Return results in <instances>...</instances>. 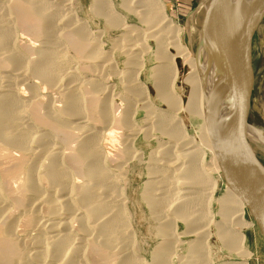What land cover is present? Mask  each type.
<instances>
[{"label": "bare ground", "instance_id": "obj_1", "mask_svg": "<svg viewBox=\"0 0 264 264\" xmlns=\"http://www.w3.org/2000/svg\"><path fill=\"white\" fill-rule=\"evenodd\" d=\"M118 2L148 31L143 38L153 41L157 65L148 79L164 110L152 108L148 88L139 80V45L133 42L123 50L124 70L116 73L124 108H117L102 75L104 64L113 60L100 34L93 36L68 11L69 0H0V264H211L207 235L200 228L213 202L212 176L220 173L205 121L212 70L206 73L202 52L191 57L158 0ZM91 7L106 28L120 31L122 40L140 36L118 18L111 0H91ZM16 25L33 42L19 45ZM177 61L187 70L179 78L184 97L174 93ZM223 70L216 78L220 90ZM139 111L145 120L135 125ZM179 111L200 122L197 148L177 116L169 115ZM249 134L264 141V134ZM157 136L166 138L167 146L156 139L157 150L144 160L135 140L148 144ZM107 145L116 147L115 156ZM132 162L144 166L139 200L146 232L156 241L148 259L136 247L122 187L124 168ZM214 202L220 218L216 236L241 260L227 264H246L250 254L241 232L252 224L243 220L244 205L225 185Z\"/></svg>", "mask_w": 264, "mask_h": 264}, {"label": "rangeland", "instance_id": "obj_2", "mask_svg": "<svg viewBox=\"0 0 264 264\" xmlns=\"http://www.w3.org/2000/svg\"><path fill=\"white\" fill-rule=\"evenodd\" d=\"M111 1L113 4V9L117 11V13L119 14L117 15L118 18L120 20L123 19L124 21H126L128 25L135 26V29L139 31L140 33L139 37H136L133 34L129 37V39H127V41L122 40L121 33L118 29L106 28L107 26L105 25L104 21L101 18H98L93 15L92 7H91V0H69V3L66 6V8L68 9L70 13L72 12L71 14H74L78 20L80 19L79 21L86 23L88 31L90 29L89 32L93 34V36L98 37V33L100 34L99 38L100 40H102L101 42L104 45V50L105 52H108L110 54L111 60H113L111 63L107 62L106 63L107 65L104 64V68L105 67L106 68L102 69L103 70L102 75H104L103 85L106 87L107 91L111 95H113L114 99L117 97L116 100L114 101V104L117 106V108H120V107L124 108V105H121L123 103H121V101L119 100V98L122 96L121 94L123 93V90H122V85L120 84L118 80L117 73H122L124 70L123 69V63H124L123 50L126 49V47H128L127 46L128 44L134 42L135 44L139 45L138 48H136V50L138 49L137 52L139 53L137 57L139 56V61L141 59L140 62L142 63V67H143V70H141L142 72L139 74V80L141 83H143L148 88L147 97H148V100L152 104V108H154V110L156 109V111L164 110L165 108L163 107V105L153 98L151 83L149 82V79H148L149 77L148 74L150 73L149 70L157 65L156 61L154 60L152 61L153 59L152 52L154 51L153 41L146 37L143 38V34L147 33L148 31L147 32L145 31V27L139 24L135 17H133L129 13H125V11L118 8V5H117L119 3L118 0H111ZM158 1L162 4L163 9H164V14L171 21L172 26L180 29V35H179L180 42L187 48L191 57H195V54L198 50V44L200 41L201 23H202L204 10H205L208 0H193L194 1L193 6H191L190 9L186 13H182L183 14L182 16L177 15L175 13V10L174 11L168 10L169 2H171V0H158ZM136 26L138 27L136 28ZM20 29L21 28L20 27L18 28V26L16 25V31H17L16 34H17L18 44L21 46L26 44L27 46L29 43L33 41H30V38L28 36L26 37V34L21 30L23 32L22 33ZM142 42H145V43H142ZM123 44H126V45L123 46ZM113 45L114 46L119 45V46H117L118 47L117 48V47H114ZM144 48L148 49L147 53H144L143 51ZM251 55H252L251 57L252 58V71H253L254 80H253V89H252V94H251L248 122L252 128L264 134V20L258 27L253 37ZM111 64L112 66H110ZM174 66L177 71V78L174 84V93L178 96L184 97L186 94V89L180 86L179 78L185 75L187 73V70L184 66H181L180 63H178V61L177 63H174ZM111 67H112V70H111ZM39 92H42V93L44 92L43 96L47 94L46 89L44 90L39 89ZM51 95H52V98H55V99L51 98V100L55 102L57 98L56 95L54 93H52ZM42 99H44L45 101V98H42ZM42 99H36L34 102L37 104H41V103L43 104ZM51 100L49 99V102ZM169 115L177 116L176 118L180 120V124L183 127V132L185 133L186 137L187 138L191 137L195 139L194 144H195V147L197 148L199 146V143L196 140V131H197L198 125L200 124L199 120L190 118L181 111L175 112ZM142 119L145 120L144 112L139 111L134 117V124L135 125L140 124ZM156 139L160 140L159 142L165 144L163 148L167 146L166 142H168V140L166 138H161L158 136L155 138L151 137L150 140L148 141V144L144 143L140 137H138L135 140V148L143 151L144 160H146L145 158L148 155V153H150L151 151L157 150ZM196 143L198 145H196ZM169 144L171 145V142H169ZM249 146L254 156L256 157V159L264 167V150L260 149L261 146L255 143H252V142H249ZM115 150L117 149L114 146L113 147H111V145L106 146V151L111 156H113L114 154L118 152ZM206 160L208 161V155H206ZM143 168L144 166L142 164L136 165L135 162H132L128 167L124 168V172H126L127 174L125 173L126 176L124 175L123 181L124 180L125 181L124 183L122 181L123 183L122 187L123 185L125 186L124 189L126 190L127 197L129 198V201H130L129 208H130V212L132 213L130 221H131L132 229L134 233L137 235L136 240L138 242V246H136L135 244L134 245L138 247L141 253L145 255L146 259H148L147 253L149 252L150 247L154 245L156 241L153 240V238L151 237L152 234H149L148 232H146L147 224H146V220H145L146 218L144 215L146 214V211L139 200L140 186L144 180V169ZM220 177H221L220 173L214 174L212 176L213 180L216 181V188L214 191L213 202L208 204L207 206L208 214L206 215L207 218H205V220L203 221V222L205 221L206 222L205 223L202 222L201 228H200L201 232H205L202 234L207 235L206 237L207 239L205 241V246H206V251H207L206 257L207 259H209L208 261H210L211 264H227L228 262L229 263H238V262L241 263V260L237 256H235L233 253H230L223 247V241L218 239L216 236V230L214 226L216 223L220 222V218L217 214L218 208H217L216 203L214 202V199L216 200L217 197L221 195L223 188H224V183L222 181V178ZM242 217L245 222L252 224L251 228L241 232L244 237L243 247L250 254V258L246 261V264H264V242L261 239L260 235L258 234V231L256 227L253 225L251 218L248 215L245 208H244ZM202 225H204L205 227H203ZM181 228L182 226L179 224L178 230H181ZM190 237H193V236H190ZM185 241H189V239H186Z\"/></svg>", "mask_w": 264, "mask_h": 264}, {"label": "water", "instance_id": "obj_3", "mask_svg": "<svg viewBox=\"0 0 264 264\" xmlns=\"http://www.w3.org/2000/svg\"><path fill=\"white\" fill-rule=\"evenodd\" d=\"M263 20L264 0H208L195 57L202 52L206 73L212 70L205 121L222 181L244 205L264 242V167L249 146L252 142L264 147V141L249 134L263 133L248 122L254 80L252 40ZM220 68H224L222 90L216 81Z\"/></svg>", "mask_w": 264, "mask_h": 264}, {"label": "crops", "instance_id": "obj_4", "mask_svg": "<svg viewBox=\"0 0 264 264\" xmlns=\"http://www.w3.org/2000/svg\"><path fill=\"white\" fill-rule=\"evenodd\" d=\"M193 2V0H171L168 10H175L177 15L182 16V13H186L193 6Z\"/></svg>", "mask_w": 264, "mask_h": 264}]
</instances>
